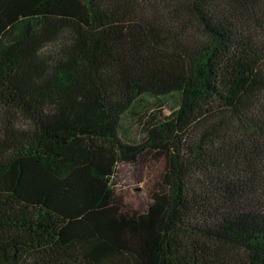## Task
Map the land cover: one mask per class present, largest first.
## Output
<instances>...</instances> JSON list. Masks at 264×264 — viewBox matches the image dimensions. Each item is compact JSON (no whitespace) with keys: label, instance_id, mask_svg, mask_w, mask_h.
<instances>
[{"label":"trees","instance_id":"16d2710c","mask_svg":"<svg viewBox=\"0 0 264 264\" xmlns=\"http://www.w3.org/2000/svg\"><path fill=\"white\" fill-rule=\"evenodd\" d=\"M0 264H264V0H0Z\"/></svg>","mask_w":264,"mask_h":264},{"label":"rangeland","instance_id":"374dc122","mask_svg":"<svg viewBox=\"0 0 264 264\" xmlns=\"http://www.w3.org/2000/svg\"><path fill=\"white\" fill-rule=\"evenodd\" d=\"M155 107L139 109L138 115L127 118L123 123L122 136L131 137V140H138L142 133V128L138 124L140 119L153 113ZM163 111L169 113V107L165 106ZM128 129L125 130L126 126ZM165 161H158L151 158H143L133 163L120 164L117 167L116 181L117 194L121 196L123 202L138 210L144 211L151 202V189L158 181L159 174L164 170Z\"/></svg>","mask_w":264,"mask_h":264}]
</instances>
